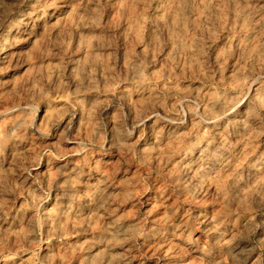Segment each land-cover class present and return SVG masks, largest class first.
Here are the masks:
<instances>
[{"label":"rangeland","instance_id":"374dc122","mask_svg":"<svg viewBox=\"0 0 264 264\" xmlns=\"http://www.w3.org/2000/svg\"><path fill=\"white\" fill-rule=\"evenodd\" d=\"M0 264H264V0H0Z\"/></svg>","mask_w":264,"mask_h":264},{"label":"bare ground","instance_id":"6f19581e","mask_svg":"<svg viewBox=\"0 0 264 264\" xmlns=\"http://www.w3.org/2000/svg\"><path fill=\"white\" fill-rule=\"evenodd\" d=\"M33 20H37V17H35V18H33ZM7 49H5V51H6Z\"/></svg>","mask_w":264,"mask_h":264}]
</instances>
